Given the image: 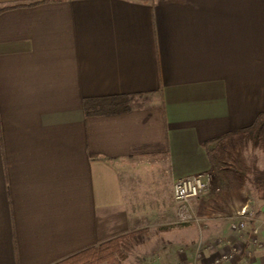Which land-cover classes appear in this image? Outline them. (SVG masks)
I'll return each instance as SVG.
<instances>
[{
	"label": "crops",
	"instance_id": "obj_1",
	"mask_svg": "<svg viewBox=\"0 0 264 264\" xmlns=\"http://www.w3.org/2000/svg\"><path fill=\"white\" fill-rule=\"evenodd\" d=\"M1 7L0 264H53L147 229L151 173L171 190L209 171L203 143L264 113V0ZM121 95L134 96L129 112L85 117V99ZM222 181L227 193L194 205L196 229L141 249L138 264H264V225L230 228L252 203Z\"/></svg>",
	"mask_w": 264,
	"mask_h": 264
},
{
	"label": "rangeland",
	"instance_id": "obj_2",
	"mask_svg": "<svg viewBox=\"0 0 264 264\" xmlns=\"http://www.w3.org/2000/svg\"><path fill=\"white\" fill-rule=\"evenodd\" d=\"M226 149H227L226 152H224L222 155L214 154L216 156V159L214 160V165L211 166L209 171L204 172V173H210L212 176L211 187L208 192L212 194L214 193L213 196L218 198L219 196L223 195L225 191L227 193V188H225L227 184L224 183V181H222L223 170L235 169L239 171L241 173L240 187L236 189L234 188L231 189L229 187L230 191L229 190L228 191L233 193L232 191L234 190L235 191L234 193H237L240 189H242L241 191H243V193L246 195V199L249 198L252 203L251 206L245 208L246 214L243 215V216L247 215L248 217L251 218L247 221V223L249 224L254 219L257 220L259 224L264 225L263 222L264 219L259 218L260 215L259 205L260 204L262 205L264 201L259 200L257 198L255 191L250 184L249 181L250 173L248 172L253 168L264 170V145H262L260 142L254 143L253 139L251 138L250 140L236 142L234 146L228 145ZM197 174H202V173H197ZM176 179L177 178H175L174 180ZM140 181H141L140 184L136 187L137 189H139L140 195L143 194L145 191H147L150 193L149 196H152V193H154L152 189L155 188L154 185H156L158 189L156 196L154 197L153 200L154 204L151 205L150 203L149 211H152V214H150L147 218L148 228L146 229L144 239L141 242V244L128 245L126 250L124 249L123 251L119 252L117 255V259L115 258L114 263L102 262L99 264H138L142 258L141 256H143V258H146L144 257L145 255L142 254V251H140L141 249H144L145 247L154 249L157 246L166 245L169 241L164 240L163 237H168L169 239H173L172 242L174 241V243H177L179 241V233H185L187 231H190L189 229L192 228L196 229V224L199 221L198 220L199 216L198 213L196 212L194 205L196 204V202L198 203L201 202L204 196L190 202V206L193 212V213L191 212L192 215L189 213L181 214L183 210L181 211L180 205H176L173 202L172 184L170 190V184L167 182L166 178L164 179L163 177H160V174L153 176V173H151L150 178H148V181L154 184V185H149L151 187L149 186L145 187L141 178ZM242 196L244 197V195L242 194L236 195L237 198L238 197L242 198ZM256 204H258V206H256ZM241 209L244 208H240L239 211ZM186 217L187 220H184ZM234 217H236V215H234ZM247 227L245 228V230L247 229ZM253 230H256V233L253 234L252 236L254 239L257 240V237L259 235L258 229L252 228L251 231ZM137 247H139V249Z\"/></svg>",
	"mask_w": 264,
	"mask_h": 264
},
{
	"label": "trees",
	"instance_id": "obj_3",
	"mask_svg": "<svg viewBox=\"0 0 264 264\" xmlns=\"http://www.w3.org/2000/svg\"><path fill=\"white\" fill-rule=\"evenodd\" d=\"M9 9L1 7L0 12ZM134 96H107L88 98L83 101V111L85 117H101L124 114L131 110ZM253 139V142H260L264 145V113H259L252 124L248 127L230 131L215 139L203 143L210 165H214L216 156L226 152L228 145L234 146L236 142ZM211 146V147H210ZM210 147V148H209ZM209 148V149H208ZM250 184L259 200L264 201V170L253 168L250 171ZM241 173L235 169H224L223 178L231 188H239L241 184ZM146 229L128 232L118 237L112 238L95 247H91L62 259L53 264H99L114 263L119 252L128 245H138L144 239Z\"/></svg>",
	"mask_w": 264,
	"mask_h": 264
},
{
	"label": "built area",
	"instance_id": "obj_4",
	"mask_svg": "<svg viewBox=\"0 0 264 264\" xmlns=\"http://www.w3.org/2000/svg\"><path fill=\"white\" fill-rule=\"evenodd\" d=\"M212 176L210 173L195 174L186 177L177 178L172 183V197L173 202L176 205H180L181 214L189 213L192 215V208L190 202L204 196L211 187ZM192 212V213H191ZM246 214V210L241 209L236 213V217L231 219L230 228L233 231L241 233L245 231L248 223L251 219ZM187 220V217L184 219ZM252 235L256 233V230L251 231ZM252 242L257 244V240L252 238ZM223 258H226L223 257Z\"/></svg>",
	"mask_w": 264,
	"mask_h": 264
}]
</instances>
